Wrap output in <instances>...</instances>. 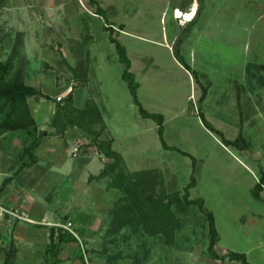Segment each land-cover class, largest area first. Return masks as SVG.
<instances>
[{
  "label": "rangeland",
  "instance_id": "obj_1",
  "mask_svg": "<svg viewBox=\"0 0 264 264\" xmlns=\"http://www.w3.org/2000/svg\"><path fill=\"white\" fill-rule=\"evenodd\" d=\"M99 2L116 29L125 26L118 40L127 49L131 71L140 85L141 105L150 113L163 114L166 142L196 159L198 184L191 189L190 199L204 198L205 206L215 214L221 237L216 252L222 256L229 250L248 251L251 264H264V204L253 199L248 189L264 171V70L258 68L264 64V0H196L197 7L201 6L199 17L184 28L174 22L173 11L192 6L193 0ZM104 25L105 18L94 15L87 0H0V61L21 41L16 67H23L29 84L53 99L72 87L78 109L92 101L102 111L114 146L124 158L128 185L138 183L137 174L147 173L142 184L148 187L142 197L156 196L165 202L181 197L192 177V159L165 150L156 123L140 115ZM202 86H210L202 106L206 120L227 140L236 139L243 128L247 150L219 146L221 137L203 130L197 117L193 119ZM43 98L30 100L32 110L40 103L35 115L40 122L56 110L54 100ZM82 139L73 143L78 150L70 156L79 162L96 152ZM21 149L19 135L1 138L0 170L11 168L14 176L20 174L32 186L41 171L33 167L17 173ZM239 161L252 170L253 180L250 174H237L238 169L244 171ZM97 173L96 167L88 168L74 184L68 185L64 179L44 197H35L45 215L44 199L55 198L62 186L64 200L55 201L60 209L55 213L50 206L46 217L59 220L67 214L62 223H71L75 232L79 212L86 213L89 220L96 217L92 228L78 237L85 262L77 258V264H240L210 256L206 218L197 206L184 212L174 204L175 228L171 232L167 226L163 230L167 234L151 235L149 228L136 232L131 226L114 233L110 212L120 194L107 188L108 180L89 179ZM4 178L0 174V186ZM6 188L11 191L14 186ZM105 191L108 201L99 205Z\"/></svg>",
  "mask_w": 264,
  "mask_h": 264
},
{
  "label": "trees",
  "instance_id": "obj_2",
  "mask_svg": "<svg viewBox=\"0 0 264 264\" xmlns=\"http://www.w3.org/2000/svg\"><path fill=\"white\" fill-rule=\"evenodd\" d=\"M89 5L94 8V14L105 18L104 31L108 33V40L114 45L118 55L119 62L124 66L122 72V79L127 83L134 103L138 106L140 115L145 119L153 120L157 125L158 135L162 147L168 151H176L183 156H188L193 162V173L190 182L184 187V193L181 197H170V200L165 202L161 198L152 196L142 197L147 190V185L142 184L143 178L148 176L147 173L137 174V182L133 185H128V176L124 173L123 167L124 158L113 149V140L102 139V134L106 130V124L103 119L102 112L96 104L88 101L83 109H78L74 105L73 91L63 98L52 99L47 95H43L37 88L30 86L26 83V75L23 67H16V59L20 51L19 44L15 45L5 61H0V138H11L13 135H19L22 139V149L17 154V161L19 167L17 173H21L26 169L33 167L40 168L38 165L39 158L37 151L42 145L45 138L59 137L65 138L66 133L72 129H79L85 136V146L96 149L97 152L102 154L108 161L103 170L96 177L101 180L107 181V188H115L120 194L116 206L110 212L111 226L114 233H119L121 229L131 226L136 232L142 228H149V234L163 233L167 226L171 232L174 230V217L173 205L180 207L184 212L191 206H197L206 218L208 252L210 256L216 261H230L238 262L240 264H251L248 261L246 254L226 251L221 257L215 250L217 243L220 241V233L216 224L214 213L205 206L203 198L196 200L190 199V191L197 184L195 177L196 159L185 151L177 147L170 146L165 140V117L163 114L150 113L143 108L138 99L139 83L136 81L135 75L131 71V60L128 56L127 49L118 40V34L124 31L125 26L119 25L116 29L115 24L110 23L106 19L107 11L100 5L99 0H87ZM201 6L198 7L196 16L188 24H193L199 17ZM180 44V41L177 44ZM178 60V59H177ZM180 62V60H178ZM181 63V62H180ZM182 64V63H181ZM72 71L71 67H69ZM188 71V66L185 67ZM259 70H264V64L258 66ZM198 81V74L194 71ZM77 77V76H75ZM199 82V81H198ZM210 86H202V92L198 100V116L205 128L210 132L217 134L221 137L222 143L226 147H234L238 150L245 151L249 148V143L243 136L242 131L234 140H227L223 133L215 129L209 123L202 111V106L207 98ZM45 97L52 99L56 102V110L51 121L52 131H42L34 119L31 108L29 106V99ZM240 95L238 96V105L240 106ZM243 122V119H242ZM46 172L49 168H41ZM12 181V178L4 180L0 186V193L3 192L6 186ZM140 182V183H139ZM143 187L140 190V187ZM33 186V185H32ZM108 188V189H109ZM264 191V171H261L259 182L251 190L252 197L257 201L264 202L262 192ZM149 201V202H148ZM149 204L150 206H148ZM78 237H83L85 231L83 228L77 229L75 232ZM166 232L165 234H167ZM78 237L73 233L63 230L60 227H50L49 238L50 242L45 250L44 264H61L58 258L63 248L70 243H79ZM5 259L3 264H14L16 257V250L13 242L8 249H5ZM84 250L79 247L77 258L85 262Z\"/></svg>",
  "mask_w": 264,
  "mask_h": 264
},
{
  "label": "crops",
  "instance_id": "obj_3",
  "mask_svg": "<svg viewBox=\"0 0 264 264\" xmlns=\"http://www.w3.org/2000/svg\"><path fill=\"white\" fill-rule=\"evenodd\" d=\"M195 1L196 0H193L192 6L190 4V6L185 7L183 9L176 7L174 9V11L179 9L183 13L189 12L192 9V7L194 5H196ZM174 11H173V20L177 24V26L178 27L180 26L181 28H184L185 26H187L190 21L187 22L185 20H181V18L176 17ZM179 21H181V23H179ZM169 47H170L169 50H171L172 49L171 46H169ZM176 65H177V63H176ZM187 76L189 78H191L189 73L187 74ZM52 82L56 85V80L55 81L52 80ZM26 83L30 86L37 88V86L29 84V82L27 80H26ZM68 85H70V84H68ZM71 85L74 86L75 84L71 83ZM64 86H62V87H64ZM38 90L41 91L42 93H44V95L49 96L48 94H46L42 90H40V89H38ZM72 90H73L72 87L70 89L65 88V90L59 94V96H61V98H63L69 92H72ZM75 90L73 91V95L75 93ZM49 97H51V96H49ZM33 99L34 98L29 99V101H28L29 106H30V102ZM44 99L50 100V99H47L44 97L42 99V101H44ZM240 99H241V97H240ZM87 102L88 101L85 102V105L83 106V108L86 106ZM75 104H76V98L74 95V105ZM39 106H40V103L37 105L36 108H33V110L30 106L32 115H33L34 119L36 120V122L39 126V129L42 131H45V130L46 131H52L53 129L51 128V121H52L53 116H54V111L52 112L51 117H48L45 120L40 122V120H38V118L35 116L36 111L38 110ZM76 106L77 105H75V107ZM102 115H103V113H102ZM194 117L195 118L197 117V120L199 122V126L204 130L205 126L203 125V123L200 120L197 113H195L193 115V119H194ZM103 119H104V122L106 124V130L102 134V139H104V140L112 139L113 140V149L116 152L120 153L114 146L115 145V138L110 135V132L108 130V125L106 123V119H105L104 115H103ZM165 121L167 122V120H165ZM242 123H243L242 119H240V127H241ZM241 129H243V128H240L239 133L241 132ZM77 138L78 139L83 138L82 140L86 141L84 134L80 130H77V129L69 130L66 133L65 138H59L57 136L56 137L54 136V137L45 138L43 140L42 145L40 146V148L37 151V156L39 158L38 165L40 166L39 169L41 171V174H40L39 178H36L34 181H32L33 186H30L28 184L26 185V183L24 182L25 178L21 177L20 174L17 177L14 176L12 174L11 168H7V170L5 169L4 171L0 170L1 176L5 177L4 180H6L7 178H10V177L12 178V181L8 184V186L11 184H13V186H14V189H12L11 191L7 190V188H8L7 187V188H5V190L3 192L0 193V205L4 208L8 209V210L17 211L19 213L25 214L30 219V221H24V220H18L9 214L4 215V216L0 214V264H3V262H4V259H5V252L4 251H5V249H8L12 242H13L15 250H16V257L14 260V264H44L45 250H46V248L50 242L49 229H50V227H53V226L58 227L59 224H63L62 221L64 222V217L67 215L66 214V215H64V217L59 218V220L58 219L57 220H48L49 217H46V212H48L50 206H53L54 212L57 213V211L60 209V204L56 203L55 201L59 200L60 198L64 200L63 196L65 195V192L61 186V187H59L58 192H57L58 194L56 193L55 198L52 197V199H51V197L48 195L49 201H46L44 199V202L46 204L45 206H47V210H44V211H46L45 215L42 213L43 210L40 212V209L37 207V202H36L37 200L35 197L39 196L41 194H43V197H44V194L46 193V191H48L51 187H54L53 186L54 184H56V186H58L59 184L62 185L64 179L68 180V185L74 184L75 178L77 176L80 178V176H82L81 174H83L85 171H87L88 168L90 169L92 167H96V169L98 170L97 174H95V175L90 174L89 179L91 176L92 177L97 176L101 173L105 164L108 161H110L97 151L95 153L88 154L87 155L88 160H86L85 162L84 161L79 162V161H76V158H73V159L70 158L71 152L72 151L76 152L78 150V147H74V145H73V143L78 144ZM9 143H10V140H8L7 144H9ZM220 144H222V143H220ZM219 146H222L224 148L226 147L224 144L219 145ZM226 148H228V147H226ZM236 150H238V149H236ZM238 151H241V150H238ZM241 152H243V151H241ZM98 164H100V166ZM238 164L243 168L244 171H240L238 169L237 174L240 173V174H243L244 176H247L246 174H250L249 179L253 180L252 179V170L246 164H244L241 161H239ZM45 167H47L49 169L46 172H43V170L41 168H45ZM68 171H69V174H68ZM236 171L237 170H235V173H236ZM21 173H23V172H21ZM239 179H240V177H239ZM258 182H259V179L257 178L256 183H254L253 181L250 183V185L252 184V186H250L248 189L250 191L251 197H252L251 190L253 189V187ZM20 188L22 191L18 190ZM34 194H35V196H34ZM108 194H109V192H107V191H105L101 194V196L98 200L99 205L104 204V201L107 200ZM57 195H58V199H57ZM262 198L264 199V191L262 192ZM259 202L264 204V202H262V201H259ZM72 211L73 210H71L70 212H72ZM79 213H80L79 214L80 217L78 216V218L75 219V222H77V224H78L77 225L78 227H76V229L77 228L78 229L83 228L84 231L86 232L87 230L90 229V227L92 228V225L96 222V221H94L96 219V217L94 220H93V218H91L89 220V218L87 216H85L86 213H83V214H81V212H79ZM93 221H94V223H92ZM234 252H236V251H234ZM243 252H245L243 254H246V256L248 255L247 256V258H248L249 252L248 251H243ZM78 253H79V243H70L63 248V250L61 251L58 258L60 259L61 264H77L76 262H77V254ZM239 253H241V252H239Z\"/></svg>",
  "mask_w": 264,
  "mask_h": 264
},
{
  "label": "built area",
  "instance_id": "obj_4",
  "mask_svg": "<svg viewBox=\"0 0 264 264\" xmlns=\"http://www.w3.org/2000/svg\"><path fill=\"white\" fill-rule=\"evenodd\" d=\"M0 214L3 215V216L9 214V215H11L12 217H14V218H16L18 220L30 221V219L28 218L27 215L19 213L17 211L8 210V209L2 207L1 205H0ZM72 226L73 225L71 223H66V224H60L58 227L62 228L65 231L73 233L76 237H78V235L73 230Z\"/></svg>",
  "mask_w": 264,
  "mask_h": 264
},
{
  "label": "bare ground",
  "instance_id": "obj_5",
  "mask_svg": "<svg viewBox=\"0 0 264 264\" xmlns=\"http://www.w3.org/2000/svg\"><path fill=\"white\" fill-rule=\"evenodd\" d=\"M197 10H198L197 5H194L189 12L183 13L181 10L177 9L174 11V13L176 14L178 18H181L182 20H185L188 22L194 19V17L196 16Z\"/></svg>",
  "mask_w": 264,
  "mask_h": 264
}]
</instances>
